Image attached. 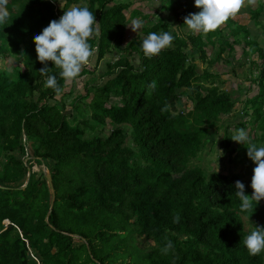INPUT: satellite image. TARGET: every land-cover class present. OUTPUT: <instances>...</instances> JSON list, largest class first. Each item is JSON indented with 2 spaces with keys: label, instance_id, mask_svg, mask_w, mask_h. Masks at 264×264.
Returning <instances> with one entry per match:
<instances>
[{
  "label": "trees",
  "instance_id": "16d2710c",
  "mask_svg": "<svg viewBox=\"0 0 264 264\" xmlns=\"http://www.w3.org/2000/svg\"><path fill=\"white\" fill-rule=\"evenodd\" d=\"M124 1L88 0L85 7L99 23L88 43L97 47L98 61L110 62L109 69L105 82L91 84L70 102L65 97L74 93L75 82L94 70L82 66L66 91L67 81L48 62L63 98L44 86L33 37L60 17L53 2L8 0L0 56L22 61L25 69H0V184L5 186L0 187V264H264V251L251 256L241 243L255 225L264 226L261 201L242 210L235 195L237 180L245 194L253 192L249 177L234 171L241 164L252 166L247 148L231 140L229 129L217 149L228 164L216 165L211 157L210 136L216 132L221 139L219 109H235L232 99L239 96L223 86L218 72L208 66L200 73L195 63L220 28L207 36L187 31L183 18L200 11L189 8L194 0H162L158 14L166 8L170 18L162 15L142 27L143 35L127 40L125 10L131 2ZM143 15L151 14L133 10V17L146 22ZM164 31L174 37L171 46L145 57L144 38ZM227 46L222 42L220 55ZM220 55L202 59L212 67ZM152 81L154 90L148 87ZM259 84L255 99L264 98V71ZM111 93L117 103H111ZM184 98L189 109L181 106ZM256 102L253 119L262 141L255 135L252 142L259 147L264 101ZM33 160L44 163L53 177L56 199L48 220L51 190L44 171L37 178L32 173L23 187ZM139 236L154 243L141 247ZM169 240L174 247L162 254Z\"/></svg>",
  "mask_w": 264,
  "mask_h": 264
},
{
  "label": "clouds",
  "instance_id": "9594fccd",
  "mask_svg": "<svg viewBox=\"0 0 264 264\" xmlns=\"http://www.w3.org/2000/svg\"><path fill=\"white\" fill-rule=\"evenodd\" d=\"M244 3L245 0H194L195 7L200 11L186 15L183 18V25H186L192 33H209L220 27L230 16L235 15ZM7 4L8 0H0V24L6 23L9 17ZM97 24L99 23L96 22L93 12L87 7L72 6L63 10V14L58 19L51 20L40 34L33 37L37 60L43 65L38 72L46 77L44 85L46 88L52 89L57 95L62 91L57 76L49 75L52 68L48 67V62H52L54 67L59 69L60 78L70 81L78 77L82 66L96 54L97 47L92 49L88 40L94 33V25ZM128 26L133 32H137L141 22L133 20ZM173 40L174 37L170 32L164 31L159 34L151 32L144 38L141 50L145 57L152 58L170 47ZM148 87L154 90L156 82L152 81ZM231 140L246 146L247 156L255 164L250 184L253 189L251 196L245 194V185L241 181H235V195L241 201V209L247 210L252 206V201L258 205L264 200V146L258 147L251 142L244 128L235 129ZM219 152L222 156V150ZM179 219L177 213L173 217V222L178 223ZM241 243L246 247L249 255L260 254L264 251V226L255 225ZM173 247L169 240L160 251L162 254H167Z\"/></svg>",
  "mask_w": 264,
  "mask_h": 264
},
{
  "label": "rangeland",
  "instance_id": "374dc122",
  "mask_svg": "<svg viewBox=\"0 0 264 264\" xmlns=\"http://www.w3.org/2000/svg\"><path fill=\"white\" fill-rule=\"evenodd\" d=\"M122 1H124V0H122ZM131 1H133V0H131ZM140 1H141L142 6L140 5V7H139L138 3H140V2L135 1L136 3L132 2L131 6L127 7L125 10V11H127L126 12L127 17L129 18L128 25L133 20H138L141 22V27L137 32H133L131 27L127 25L126 35H125V36H127V40H131L133 38H137V36L143 35L144 32H143L142 27L144 25L152 26V25L156 24L160 18L163 17L162 15H159L158 13H151V15H143V17L144 16L148 17L146 22H144L143 19L140 18V16L139 17H133L132 13H133V10L135 8L136 9L139 8V9L144 10V12H146V11L148 12V8L145 9L146 5L143 4L142 0H140ZM160 1H162V0H160ZM126 2L130 3V1H126ZM150 2H152V0H150ZM54 3H55L54 9L55 10L57 9L58 13L61 16L63 14V10H67L68 8H70L72 6H79V7L87 6L88 0H78L77 3L69 2L68 0H55ZM171 21L172 22L175 21V17L171 16ZM232 26H234V25H232ZM175 28H177L179 31H181V29H182L181 26L178 27V26H174V24H173L172 29H175ZM184 28L187 30L186 27H184ZM9 29L11 32L12 31L11 27H9ZM216 30H214V32H216ZM237 31L242 32L241 29H237ZM221 35H222V32H221ZM99 37H100V35L97 32L96 40H98ZM109 63L110 62H108L106 60V58L98 61L97 55H93L92 57H90L89 62L86 65H88L89 69L94 70V72H92L91 74H87V75L82 76L80 78V80H77L76 82L72 81V80L67 81L68 84L65 87L66 91H69L73 87V85H74L73 82L76 83V86L73 87L74 89H71V91H73L74 93H72L70 96H68V98L65 97V100L71 102V98H74V96H76L80 93L86 94L87 93L86 91L91 86V84H98V83L101 84V83L105 82L107 80V72L109 69ZM195 63L198 66V71L200 73H203V71L208 66H209V69H212V67H210V64L207 62L205 63L203 60H200V59L197 60V58H196ZM14 68L18 69L19 71H22L25 69L24 63L22 61H19V62L15 61V59L11 56H7V57L0 56V69L1 70H6V71L12 72ZM89 77L92 80V83L88 82L89 85L87 86L86 84H84V81ZM223 78L226 79L228 77L222 76V79H221L222 81H224ZM237 79H238L237 77L230 78V81L228 83H226V85L235 86ZM209 80H211V79H209ZM71 85H72V87H71ZM209 85L211 86L212 84H209ZM203 92H205V90H203ZM237 92L238 93H236V94L239 96H235V98L232 99V100L235 99L233 101L235 103V105H234L235 109H233L231 111L225 110L224 108L219 109V115H218L219 119L217 120L216 124H218L217 126H219V128H220L218 133H219V137H221V139L219 140V138H216V132H215V134H212L210 136V139H209L210 142L215 141V143H214L215 151L212 152L211 157H212V159H214L213 161L216 165H221L223 163L228 164V158H226L227 156L225 158H221V157H219L220 152L219 151L217 152V149L221 147L220 141L222 140L226 130L229 131V129H231V131L234 132L235 129L244 128L248 132L251 142H252L255 135L257 136L256 139L258 140V142L262 141V139H259L260 138V135L258 133L259 130L257 129L258 127L256 126V122L254 121L252 116H254L255 109L258 108V106L260 104L259 102H256V101L259 100L260 102H262V101H264V98L255 99L256 96L252 94V90L244 88V86L239 87L237 89ZM92 95L93 94L91 93L88 96L91 97ZM86 96L87 95H85V97ZM57 98L58 99L63 98L62 94L58 95ZM238 98H239V100L237 102H235ZM117 102H118V99L116 98L114 93H111V103H117ZM189 102H190V100H186V98H184L182 100L181 106L183 108L189 109L188 106L191 105ZM64 110L69 112L71 110V107L70 106L68 108L66 107ZM263 112H264V109H263ZM260 121H263L262 118L260 119ZM228 122H230V123L228 124ZM228 125H229V127H228ZM263 142L261 143L262 146H264ZM241 148L244 149V148H246V146L241 144ZM29 151H30V148H29ZM1 158H3V157H1ZM27 159L28 158H26L25 161ZM254 167H255V164L253 163L251 167H246V169H244L243 165L241 164L238 167H236L234 171L236 173H238L239 175H241L242 177L244 175H246V176H244V179L249 177V180L247 181V179H246V181L251 183V177L253 175L252 170ZM30 168L32 170V173L34 174V178H37L39 173L46 169V165L44 163L41 164V162H37V161L33 160L30 162ZM251 194L249 196H251ZM260 205L261 206L264 205V200H261ZM242 217L246 223V227L247 228L251 227L249 218H247L245 215H242ZM72 236L74 237V239L76 241H80V240L82 241L83 240L80 237H76L75 235H72ZM83 241H85V240H83ZM137 242L141 247H146L149 244H153L154 240L151 238L146 239L144 236H139L137 238ZM86 244L88 245L89 243L86 242ZM30 253L33 255L32 251Z\"/></svg>",
  "mask_w": 264,
  "mask_h": 264
},
{
  "label": "crops",
  "instance_id": "0c3cea01",
  "mask_svg": "<svg viewBox=\"0 0 264 264\" xmlns=\"http://www.w3.org/2000/svg\"><path fill=\"white\" fill-rule=\"evenodd\" d=\"M51 1L55 4V0ZM128 1L131 4L139 1L138 6H142L140 0ZM142 1L146 5L145 9L148 8L147 14L158 13V9L162 8L160 7V0H152V2L150 0ZM189 4V8H196L192 2ZM184 7L185 5H183ZM140 10L146 13L144 10ZM170 12V10L168 11L164 8L160 13L166 15V18H170L167 17ZM185 27L187 28V26ZM218 28L222 32V35L219 33L218 36L220 39L213 37L206 47V55L196 54L197 60L202 59V57L207 58V60L212 59V57H219L221 44L225 41L228 44L227 49L221 53L220 58L210 70H214V73L218 72L220 80L222 76L228 77L226 79L223 78L225 81L223 86L229 92L238 93L237 89L244 86V88L252 90V94L256 96L260 93L259 77L261 72L264 71V0H245L241 9L235 15L230 16ZM237 29H241L242 32L237 31ZM187 31L189 30L187 29ZM203 34L205 35V33ZM207 35L208 33H206ZM234 77L238 78L236 85H226L230 78ZM262 120H264V117Z\"/></svg>",
  "mask_w": 264,
  "mask_h": 264
},
{
  "label": "water",
  "instance_id": "95a60500",
  "mask_svg": "<svg viewBox=\"0 0 264 264\" xmlns=\"http://www.w3.org/2000/svg\"><path fill=\"white\" fill-rule=\"evenodd\" d=\"M27 160H28V159H27ZM27 160H26V161H27ZM31 174H32V170H31V168L29 167V168H28V174H27L26 182H25V184L23 185V187H25V186L27 185V183H28V181H29V179H30ZM44 174H45V176H46V179H47V181H48V184H49V187H50V190H51V202H50V207H49V211H48L47 218H46V219L48 220V216L50 215V213L52 212L53 207H54V202H55V199H56V190H55V186H54V182H53L52 174H51L49 168H47V166H46V169L44 170ZM0 187H5V186H2V185L0 184ZM71 235H75L76 237H80V238H81V236L78 235V234H71ZM83 240H84V239H83ZM85 241H86V240H85Z\"/></svg>",
  "mask_w": 264,
  "mask_h": 264
}]
</instances>
